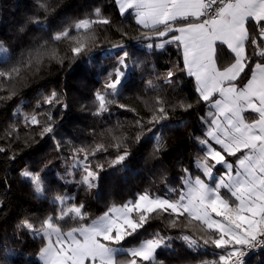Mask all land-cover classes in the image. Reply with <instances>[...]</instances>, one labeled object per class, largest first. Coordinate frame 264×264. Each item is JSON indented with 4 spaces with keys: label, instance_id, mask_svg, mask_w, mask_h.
Returning <instances> with one entry per match:
<instances>
[{
    "label": "snow or ice",
    "instance_id": "snow-or-ice-1",
    "mask_svg": "<svg viewBox=\"0 0 264 264\" xmlns=\"http://www.w3.org/2000/svg\"><path fill=\"white\" fill-rule=\"evenodd\" d=\"M114 6L120 17L134 20V24L116 23L102 16L97 7L95 19H76L50 32L43 44L27 50V60L21 53V60L0 68V81L8 84L6 93L0 95V105L34 82L22 75V66L31 68L33 63L39 65L47 59L63 67L66 60L74 61L100 44L96 29L113 30L119 34V42L111 41L107 33L103 39L117 50L116 63L101 88L94 92L92 114L98 118L105 113L111 115L112 105L135 113L133 127L139 130L134 142L139 144L146 137L154 139L148 158L158 160L167 150L164 130L176 127L171 123L176 111L197 113L200 134L190 132L188 136L199 148L193 163L200 174L180 164L179 186L168 190L173 195L145 191L122 204L111 203L99 215L90 211L86 200L75 202V196L57 193L52 203L58 207L43 216H22L17 229L40 238V264H165L158 259V249L172 248L173 240H180L193 252L202 248L219 250L213 252L212 259L189 264H246L245 257L251 250L264 248V0H114ZM41 14L47 20L49 6L37 0L19 33H25L30 24L43 25ZM125 38L147 49L142 54L144 59L129 51ZM65 41H70L69 49L61 56L58 45ZM5 44L0 40V51H8ZM169 45L177 50L176 64L163 73L154 64L150 70L144 67L147 56ZM130 68L141 73L143 92L147 94L143 101L145 116L135 107L119 102ZM185 76L190 79L185 81ZM189 86L192 91L185 94ZM63 95L56 90L50 94L41 92L36 108L45 104L67 108ZM169 95L179 99L173 102ZM201 111L205 114L199 115ZM41 115L43 121L38 118ZM23 119L26 127L39 126L41 139L47 136L55 141L57 160L65 166L66 175L78 170L79 179L73 182L86 196L98 188L105 163L123 167L131 156L127 141L133 137L127 134L112 135L113 130L108 129L99 135L110 136L109 140L101 138L97 142L98 134L93 133L92 144L78 146L56 139L59 125L50 111L34 110L24 114ZM15 128V124L9 125L2 138L19 140ZM32 143L35 140L26 141L28 146ZM8 145L0 146V153L6 164L15 165L21 157L11 140ZM110 149L115 150L114 158L100 162L97 156ZM50 163L22 166L19 170V176L31 183L36 198H47L42 173ZM11 183L5 170L0 185L10 187ZM6 207L7 195L0 200V209ZM152 213H166L167 227L178 234L154 231L138 244L126 247L128 238L139 235V230L151 222ZM193 222L199 235L186 231ZM0 264L9 262L0 260Z\"/></svg>",
    "mask_w": 264,
    "mask_h": 264
},
{
    "label": "trees",
    "instance_id": "trees-1",
    "mask_svg": "<svg viewBox=\"0 0 264 264\" xmlns=\"http://www.w3.org/2000/svg\"><path fill=\"white\" fill-rule=\"evenodd\" d=\"M49 6L47 20L41 14L39 18L44 21L43 25L30 24L25 33H19V27L24 22L26 16L31 15L37 0H0V40L6 41V56L0 58V68L11 67L17 61L28 58V49L36 48L43 44L50 32L59 30L67 26L76 19L91 16L96 18L95 9H101L102 16L111 17L116 23L123 21L124 24H134V20H125L119 16L118 8L114 6V0H39ZM107 33L113 42H119L120 36L113 30L96 29V34L100 37V44L94 47L91 52L69 62L65 61L61 67L55 62H48L47 59L39 65L33 63L31 68L21 67L22 75L30 82L23 87L13 100L0 105V146L8 147V141H12V147L19 153L20 161L13 164H6L5 157L0 153V177L4 176L5 170L8 178L12 181L8 185H0V200L7 195L8 207L0 209V260H6L9 264H40L36 259L38 248L41 245L39 237H33L26 230L17 229L16 225L24 215L43 216L50 213L52 208L58 207L53 204V197L59 193L67 196H75L76 201L86 200L90 206V211L101 214L111 203L122 204L128 200L136 198L137 194L148 191L152 195H163L169 189L179 186L180 164L191 168L195 174H200L195 168L193 160L195 153L199 151L194 140H190L188 134H200V125L197 113L189 114L183 110H177L172 116L171 123L176 125L172 130L165 129L167 150L158 160H152L149 153L155 144L154 139L142 138L139 144L134 142V135L138 128L133 127L135 113L126 109H121L117 105L110 107V113H105L103 117H95L94 92L101 88L104 78L113 71L116 63V49H112L103 37ZM75 34V33H73ZM129 45V51L136 55L147 52L143 46L134 40L125 38ZM70 41L58 45L59 55L63 56L68 52ZM147 64L144 66L150 70L154 64L161 73L165 72L178 61L177 50L174 45L167 46L166 50H156L155 55L146 57ZM182 63V61H181ZM38 69V70H37ZM33 73H35L33 75ZM140 71L129 70V77L125 81L122 89L123 95L119 102L135 107L141 116H145L147 109L144 108L143 101L147 99V94L143 92V84L140 80ZM185 81L188 77L185 76ZM8 89L7 82L0 81V95H4ZM52 90L63 93L62 100L68 107L62 105L52 107L43 105L37 109V102L41 99L40 93L50 94ZM185 94L191 93L189 86L185 88ZM169 93L171 90L169 89ZM139 97V99H138ZM169 99L175 102L179 97L169 95ZM87 109V110H85ZM18 110V111H17ZM51 112L59 125L56 139L72 141L78 146L88 145L94 142L93 133H97V142L103 138L109 140L110 136L101 137L99 134L112 129V135L127 134L133 139L127 141L131 156L125 161L124 166L116 165L109 167L104 164V171L100 172L98 188L93 189L89 195H85L84 190L78 187L73 181L79 179V172L76 170L73 175H66L65 166L57 160L54 148L55 141L45 136H39V126L24 124V114H31L33 111ZM201 111L199 115H204ZM43 121L44 116L38 117ZM147 119V117H145ZM15 124V131L19 133V140L9 136L3 139L9 125ZM119 125H122L120 127ZM35 129V131H33ZM147 133V127H145ZM151 134H148L150 137ZM35 140L30 146L26 141ZM18 145V147H17ZM114 149L109 153H102L97 156L100 162L105 159L114 158ZM65 150V155H67ZM147 159V163L145 162ZM51 161L49 166L42 173L47 198H36L33 194L32 185L28 180L19 176L21 167H38L43 163ZM95 161H93V164ZM63 176L64 179H60ZM95 197V198H93ZM153 217L144 229L139 230V235L130 237L125 242V246H134L143 238L154 231L162 234L177 235L178 231L167 227V214L152 213ZM137 214L134 213V218ZM65 228L68 225H64ZM186 231L195 232L199 235L198 226L195 222ZM172 248L158 249V259L165 264H189V261L199 259H212L214 250L212 248L200 249L197 252L189 250L180 240H173ZM246 264H264V249L250 254L246 259Z\"/></svg>",
    "mask_w": 264,
    "mask_h": 264
},
{
    "label": "rangeland",
    "instance_id": "rangeland-1",
    "mask_svg": "<svg viewBox=\"0 0 264 264\" xmlns=\"http://www.w3.org/2000/svg\"><path fill=\"white\" fill-rule=\"evenodd\" d=\"M6 56V52L5 51H0V58H3V57H5ZM71 170V169H70ZM203 178V177H202ZM135 213V212H134ZM134 213L132 214L133 215V217H134ZM36 259L39 261V257H38V255H37V257H36ZM40 262V261H39Z\"/></svg>",
    "mask_w": 264,
    "mask_h": 264
},
{
    "label": "built area",
    "instance_id": "built-area-1",
    "mask_svg": "<svg viewBox=\"0 0 264 264\" xmlns=\"http://www.w3.org/2000/svg\"><path fill=\"white\" fill-rule=\"evenodd\" d=\"M261 249H264V248H256V249H253L249 252V254L245 257V260L247 259V257L252 254V253H256L257 251L261 250Z\"/></svg>",
    "mask_w": 264,
    "mask_h": 264
},
{
    "label": "crops",
    "instance_id": "crops-1",
    "mask_svg": "<svg viewBox=\"0 0 264 264\" xmlns=\"http://www.w3.org/2000/svg\"><path fill=\"white\" fill-rule=\"evenodd\" d=\"M245 115H249L248 113H245ZM229 159H231V158H229ZM217 168H220V166H217Z\"/></svg>",
    "mask_w": 264,
    "mask_h": 264
}]
</instances>
